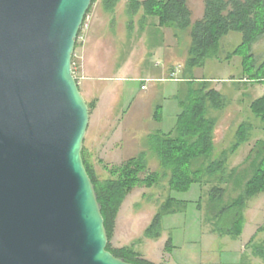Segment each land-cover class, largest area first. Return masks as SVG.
<instances>
[{
    "label": "rangeland",
    "instance_id": "obj_1",
    "mask_svg": "<svg viewBox=\"0 0 264 264\" xmlns=\"http://www.w3.org/2000/svg\"><path fill=\"white\" fill-rule=\"evenodd\" d=\"M100 2L97 0L87 15L83 32L81 30L84 41L78 43L80 45L86 42L87 32L93 26L109 27L115 31V39L119 43L115 59L122 65L129 64L139 28L135 27L131 32L127 29L130 18L125 12V1H122L114 15L106 13ZM189 6L193 11L194 21L203 17V0H189ZM152 21L154 18L151 17L150 22ZM166 29L167 34L156 33V36H152V39L155 37L163 45L160 48L155 46V50H149V56L142 59L144 69L149 68V76L152 78L147 83L148 89H141L143 83L139 79L127 82L114 80L110 85L118 98L105 99L100 114L94 110L90 115L83 145L88 160L93 164L97 175L105 179L110 177L106 166H119L145 151L148 173L160 171L162 174L159 161L149 148L151 125L146 117L147 102L151 100L152 110L157 108L162 116L161 123H152L153 130L161 129L168 133L174 128L181 111L179 102L186 99L189 89L203 80H211L213 82L210 87L219 88L218 91L223 94L226 110L231 107L233 111L236 108L241 111L236 115L227 114L224 109L211 110L213 116L219 118L215 133V155L230 151L227 156L228 168H242L238 178L234 180L235 185L226 186L227 191L223 197L217 194L219 198L215 199L214 204H218L217 209H213L211 204L212 185L195 184L187 192L170 191L168 179L162 177L159 184L152 188L137 187L120 210L112 245L116 248L134 245L143 258L153 264L264 263V192L246 202L243 220L235 228L231 227L234 207L231 208L232 211L226 210L218 214L232 206L231 200L242 189L240 184L242 186L252 175L251 161L264 150V143L261 147L264 142V119L252 109V103L264 95V80L259 81L254 77L256 73L264 76V35L254 43L250 52L242 49L237 53L234 51L242 43L241 33L233 31L225 35L218 58L208 59L203 67L188 72L186 78L191 77L192 82L183 80L182 73L179 74L181 66L183 70L186 66L191 45L190 31L175 34L174 30ZM77 60L75 54V68ZM171 67L176 69L174 77L169 71ZM75 77L81 81L77 73ZM243 124L247 126V141L233 152V145L238 141V130ZM145 175L142 174V177ZM168 196L189 202L187 209L164 217L162 237L159 240L148 239L144 236V230ZM256 208L261 210L252 211ZM169 237L173 239L174 248L166 251L165 244Z\"/></svg>",
    "mask_w": 264,
    "mask_h": 264
},
{
    "label": "water",
    "instance_id": "obj_2",
    "mask_svg": "<svg viewBox=\"0 0 264 264\" xmlns=\"http://www.w3.org/2000/svg\"><path fill=\"white\" fill-rule=\"evenodd\" d=\"M92 0H0V264H134L108 234L73 72Z\"/></svg>",
    "mask_w": 264,
    "mask_h": 264
},
{
    "label": "trees",
    "instance_id": "obj_3",
    "mask_svg": "<svg viewBox=\"0 0 264 264\" xmlns=\"http://www.w3.org/2000/svg\"><path fill=\"white\" fill-rule=\"evenodd\" d=\"M100 1L104 11L112 15L117 12L122 1H125V12L130 18L127 28L129 32L135 30V27L139 30L148 27L151 17L154 18L152 21L154 27L172 29L175 34L179 31H190L191 45L182 74L183 80L192 81L191 77L186 78L188 72L203 67L208 59L218 58L221 41L230 32L236 31L242 35V43L234 53L242 49L250 52L254 43L264 35V0H203V17L196 21L193 20L189 0ZM96 2L97 0H92L87 15L90 14ZM78 47L77 40L72 59L73 72L76 69L75 53ZM254 77L259 81L264 80V76L258 73ZM210 83V81L203 80L189 89L186 99L179 102L181 111L170 132L165 133L159 129L149 136V148L157 157L163 170L162 174L160 171L148 173L147 154L143 151L119 166H106L110 177L101 179L95 172L93 164L88 160L86 148L83 147V162L95 185L98 202L102 207L109 238L107 250L116 257L134 264H153L143 258L134 245L117 248L112 245L120 210L127 197L137 187L152 188L159 184L162 177L168 179L170 191L187 192L195 184L212 185L211 204H213V209L215 207L217 209L218 204L214 205L215 199L219 198L217 194L223 197L227 191L226 186L235 185L234 180L238 178L242 166L228 168L227 156L230 151L215 155V133L219 118L213 116L211 110L225 109V102L223 94L210 87ZM87 105L91 115L97 104L87 102ZM252 109L257 116L264 119V95L252 103ZM153 119L157 123L162 121L157 108L153 111ZM240 127L238 141L231 150L233 152L241 143L247 141L245 134L247 126L243 124ZM218 156L220 158H217ZM251 167L252 175L243 182L242 186L239 183L242 189L240 188L238 196L231 200L230 205L232 206L218 212L222 214L226 210L232 211L231 208L234 207L235 212L231 216L232 228L242 222L246 202L264 192V150H261L251 161ZM142 174H146L145 177H142ZM188 204L189 202L168 196L145 228L144 236L151 240H159L163 235L164 217L186 211ZM171 248H174L173 239L169 237L165 249L169 251Z\"/></svg>",
    "mask_w": 264,
    "mask_h": 264
},
{
    "label": "crops",
    "instance_id": "obj_4",
    "mask_svg": "<svg viewBox=\"0 0 264 264\" xmlns=\"http://www.w3.org/2000/svg\"><path fill=\"white\" fill-rule=\"evenodd\" d=\"M153 27L152 22H150V25L145 29H138L137 37L134 39L135 45L131 50L132 58H130L129 64L124 63V65L115 59V53L119 46V43H117L115 39V31L106 26H93L87 32L86 42L80 44L75 53L78 58L75 71L81 78L79 86L82 95L87 102H96L97 105L95 110L97 114H100L101 110H103L102 104L105 99L112 100L118 98L115 94V89L110 85L114 80L127 82L129 80L139 79L143 83L141 89H143V86H146V89L143 90L148 89L147 83H149L152 78L149 76V68L147 70L144 69L145 66L142 64V59L145 56H149V50H155V46H159L158 48H160V46L163 45L162 43H158L155 37L152 39L153 34L156 36V33L167 34L168 32L167 29ZM128 37L129 36H127V40ZM175 70L174 67H171L169 71L172 74ZM179 71V74L184 73L183 66H181ZM210 82L213 81L210 80ZM215 90L218 91L219 88ZM116 91H118V89H116ZM147 105L148 111L146 117L149 118V125H151L149 132L150 136L159 129L154 131L152 127V123H155V121L153 119L151 100L147 102ZM226 109L227 108H225L224 111L227 114L235 113L237 115L241 112L239 108L234 109V111L231 107H229L228 110ZM258 210H261V208H256L252 211L256 212ZM257 263L258 262H256V264Z\"/></svg>",
    "mask_w": 264,
    "mask_h": 264
},
{
    "label": "built area",
    "instance_id": "obj_5",
    "mask_svg": "<svg viewBox=\"0 0 264 264\" xmlns=\"http://www.w3.org/2000/svg\"><path fill=\"white\" fill-rule=\"evenodd\" d=\"M83 26H84V24H83ZM83 26H82V28H81L82 32H83ZM80 32H81V31H80ZM82 32H81L80 35L78 36V41H81V42L84 41V35L82 34ZM74 74L76 75V72H74ZM174 75H175V72L173 73L172 77H174ZM142 88H143V89H146V86H143Z\"/></svg>",
    "mask_w": 264,
    "mask_h": 264
}]
</instances>
